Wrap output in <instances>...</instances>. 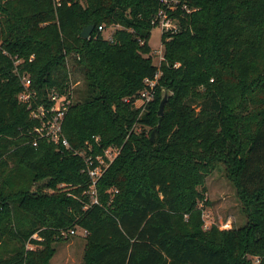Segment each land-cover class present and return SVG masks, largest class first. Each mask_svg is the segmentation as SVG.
I'll use <instances>...</instances> for the list:
<instances>
[{
  "label": "trees",
  "instance_id": "obj_1",
  "mask_svg": "<svg viewBox=\"0 0 264 264\" xmlns=\"http://www.w3.org/2000/svg\"><path fill=\"white\" fill-rule=\"evenodd\" d=\"M58 3L0 0V264H49L53 243L76 228L87 231L79 264H264V0H185L179 31L161 34L159 66L149 39L160 0ZM100 26L115 28L110 40ZM3 51L24 60L17 71L40 98L63 91L66 58L78 72L64 137L74 150L94 137L119 148L98 205L82 157L33 146L37 123ZM142 90L151 100L137 106ZM219 165L247 222L205 231L197 205Z\"/></svg>",
  "mask_w": 264,
  "mask_h": 264
},
{
  "label": "built area",
  "instance_id": "obj_2",
  "mask_svg": "<svg viewBox=\"0 0 264 264\" xmlns=\"http://www.w3.org/2000/svg\"><path fill=\"white\" fill-rule=\"evenodd\" d=\"M54 2L59 6L58 0H54ZM185 9V0H160V9L155 14L152 23L161 30V34L164 32L175 34L179 31V23L175 15L179 10ZM98 30L103 33L105 29L100 26ZM111 34L106 36L105 39L110 40ZM3 54L11 58L21 81L22 90L17 95V100L27 107L30 119L37 123L32 130L35 137L33 146H37L38 140H46L56 146H61L70 150L74 155L82 157L85 165L83 170L90 179L87 191L90 197V203L92 205H98L97 183L118 156L119 148L115 146L103 148L99 143L98 137H94L93 144L85 142L82 150H74L64 137L62 133L64 116L75 99L76 89L80 83L74 79L75 72L72 70L69 60L66 58L68 80L63 91L51 90L40 98L36 90L31 88L29 75L26 72L19 74L17 71V66L22 64L24 60L18 56H9L5 51H3ZM33 57L34 56L31 55L28 61L31 62ZM145 82L148 83L147 80ZM147 95L150 96L149 94ZM60 187H62V185H60ZM116 192L117 191H115V193ZM81 232L84 237L87 235L86 230H81ZM62 234L65 236L75 235L76 229Z\"/></svg>",
  "mask_w": 264,
  "mask_h": 264
},
{
  "label": "rangeland",
  "instance_id": "obj_3",
  "mask_svg": "<svg viewBox=\"0 0 264 264\" xmlns=\"http://www.w3.org/2000/svg\"><path fill=\"white\" fill-rule=\"evenodd\" d=\"M113 31L114 27H106L102 35L106 38ZM161 38V30L158 27H154L150 33L149 47L151 49L150 57L152 63L156 66H159L164 59ZM76 79L81 80L78 72ZM150 88L153 89V84H150ZM141 93V98L136 102L137 106L143 102V98L144 102L151 100L147 95L148 93L144 92V90ZM203 189V202L197 205V208L202 210L203 230L206 231L211 226H216L220 230L227 231L237 229L246 224L247 216L243 202L233 182L226 176L224 166L219 165L215 171L207 175ZM52 246L54 248V254L49 264L81 263L85 250L84 236L82 235L81 229L76 228L75 235L62 236L61 240L54 242ZM32 248L34 247L32 246ZM256 262L257 260H255Z\"/></svg>",
  "mask_w": 264,
  "mask_h": 264
},
{
  "label": "water",
  "instance_id": "obj_4",
  "mask_svg": "<svg viewBox=\"0 0 264 264\" xmlns=\"http://www.w3.org/2000/svg\"><path fill=\"white\" fill-rule=\"evenodd\" d=\"M92 30H93V26H91V25L85 27L82 30V32H81V37L82 38H88L90 36V34L92 33ZM166 101H167V94H164L163 98L160 101L159 107H158V111H157L158 116H162L163 115L164 104H165ZM158 125L159 124H157V127H158ZM156 131H157V128L153 129L152 132H151V138H150L151 142L154 141V138H155V135H156Z\"/></svg>",
  "mask_w": 264,
  "mask_h": 264
}]
</instances>
